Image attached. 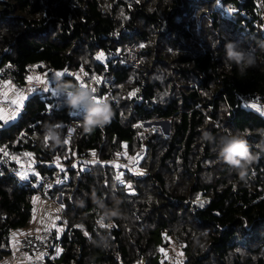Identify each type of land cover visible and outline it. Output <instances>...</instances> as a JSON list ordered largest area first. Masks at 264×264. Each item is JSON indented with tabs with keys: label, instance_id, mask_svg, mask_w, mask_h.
I'll return each mask as SVG.
<instances>
[{
	"label": "trees",
	"instance_id": "16d2710c",
	"mask_svg": "<svg viewBox=\"0 0 264 264\" xmlns=\"http://www.w3.org/2000/svg\"><path fill=\"white\" fill-rule=\"evenodd\" d=\"M262 16L256 0H0V65L16 64L24 83L34 66L63 70L60 81L100 96L109 87L115 99L109 122L80 124L67 143L73 110L51 92L29 94L15 120H0L16 173L53 176L50 163L64 157L67 179L50 192L61 193L67 220L58 261L164 264L173 237L179 264H264V115L241 100L264 96ZM230 40L255 58L243 74L225 62ZM130 42L138 69L125 58ZM151 120L169 121L167 133L143 127ZM47 124L61 126L60 144ZM236 133L253 157L244 179L218 156L220 138ZM120 149L142 151L145 172L74 166V154L108 161ZM31 181L0 166V259L31 218Z\"/></svg>",
	"mask_w": 264,
	"mask_h": 264
},
{
	"label": "built area",
	"instance_id": "2783aa9c",
	"mask_svg": "<svg viewBox=\"0 0 264 264\" xmlns=\"http://www.w3.org/2000/svg\"><path fill=\"white\" fill-rule=\"evenodd\" d=\"M258 9L262 12L264 9V1L256 0ZM244 13V10H241ZM263 25L264 17L262 16ZM125 58L128 63V66L131 69H138L140 66V56L139 49L135 42H130L125 47ZM25 75V74H24ZM21 76L19 75V68L16 64L11 62H6L0 65V91L3 89L5 83L13 85L19 91H26L28 86L22 82ZM26 79V76L24 77ZM105 102L110 105V108L115 99L112 96V91L109 87L105 91ZM242 102L245 105L256 106L258 108H264V96H258L256 94H247L241 98ZM73 115L68 119L66 132L64 135V141L69 142L70 136L73 134L74 130L80 124H83V115L80 113H72ZM123 149V148H122ZM118 150L119 154H126L125 150ZM84 156V155H83ZM87 157H90V154H86ZM83 158V157H81ZM84 159V158H83ZM0 166L7 170L8 173L15 175L18 179L21 180V177L16 173L10 163V158L7 151V144L3 143L0 145ZM67 179V174L65 171H59L55 176H50L48 174L38 175L37 183L32 185L34 188V196L42 197L44 199H50L47 196V193L59 183H63ZM55 201H59L60 207H62V198L61 194H57L54 198ZM51 200V199H50ZM59 220L62 226V232L59 234L56 233L55 228L51 229H42L36 232L26 233L18 239L16 249L18 252H30V253H39L43 254L44 258L50 264H68L65 262L58 261L61 255V249L57 248V245L62 241V236L66 230V217L61 212L59 214Z\"/></svg>",
	"mask_w": 264,
	"mask_h": 264
},
{
	"label": "clouds",
	"instance_id": "9594fccd",
	"mask_svg": "<svg viewBox=\"0 0 264 264\" xmlns=\"http://www.w3.org/2000/svg\"><path fill=\"white\" fill-rule=\"evenodd\" d=\"M224 59L229 65L234 64L241 74L256 63L251 51L242 49L238 42L231 40L225 44ZM55 89L65 97V104L70 110L83 111V125L86 131L102 127L109 122L112 115L110 105L105 101L97 103L89 89L59 80ZM45 135L56 144L61 143V133L56 124H47ZM218 156L230 169L237 171L241 179L245 178L247 167L253 159L248 142L240 133L220 138Z\"/></svg>",
	"mask_w": 264,
	"mask_h": 264
},
{
	"label": "crops",
	"instance_id": "0c3cea01",
	"mask_svg": "<svg viewBox=\"0 0 264 264\" xmlns=\"http://www.w3.org/2000/svg\"><path fill=\"white\" fill-rule=\"evenodd\" d=\"M36 67V66H35ZM56 73H60L57 70L54 71H50V72H40V71H35L34 73V77L39 79L40 76H42L41 74H46V79L44 80V82L47 83H30L28 84V93L30 95L34 94V92L38 91L41 89V93L42 94H46L48 92H51V94L55 95L53 92H56L55 86H53V83H56L57 80L60 81L61 76H57ZM33 78V77H32ZM47 87L48 91H44L43 89ZM8 88V87H7ZM5 88V89H7ZM38 90H33V89H37ZM2 91H0L1 93ZM12 94V92L9 91V95ZM99 97L100 99H104L105 101V94L100 96L97 94H94ZM29 97V96H28ZM26 97V98H28ZM20 102V100H19ZM18 101L14 104L16 106L20 105ZM6 101H4L3 103H0V107L2 105H5ZM13 105V106H14ZM7 106H10V103H7ZM12 106V107H13ZM21 107V108H20ZM20 110L23 107V104L20 105ZM254 108H256L257 110H259L260 113H262L264 115V108H258L256 106H252ZM6 109H3L2 111L4 112ZM20 110H18L17 113H13V115H11L10 113L5 115V121L8 120H15L17 115L19 114ZM73 113H75V110L72 111ZM80 114H84L82 110H79ZM9 117H13V118H9ZM125 144H122V147H124ZM90 156H94L93 152L89 153ZM128 156V155H127ZM75 162H74V166L75 164H77L78 162H80L81 160H79V158H75ZM91 162V161H89ZM100 162V160H99ZM51 166H56L58 167V169L56 170V172H54L55 176L59 171H64V163H57L52 161ZM31 171V170H30ZM17 173L19 174V172L17 171ZM20 175V174H19ZM31 177L29 179H33L32 184L35 185L37 183V178H38V173L37 172H33L30 174ZM22 179V177H21ZM51 190L47 193V196L51 199H44L42 197H35L33 195L32 198V214H31V218L29 220V223L24 226V227H20V228H16L14 229L9 236V250L10 252L3 258L0 259V264H50L45 258L43 254H39V253H30V252H18L16 249V245L18 242V239L20 238V236L29 233V232H36L42 229H51V228H55V231L57 234H59L60 232H62V226L59 220V214L62 212V207H60L59 205V201H55V197L57 194H61V193H56L55 195H51L50 194ZM62 242V241H61ZM61 242L59 243V245H57V248L60 250L61 249V253H62V245ZM61 256V255H60ZM60 258V257H59Z\"/></svg>",
	"mask_w": 264,
	"mask_h": 264
},
{
	"label": "rangeland",
	"instance_id": "374dc122",
	"mask_svg": "<svg viewBox=\"0 0 264 264\" xmlns=\"http://www.w3.org/2000/svg\"><path fill=\"white\" fill-rule=\"evenodd\" d=\"M35 71H37V70L35 69V66H34L32 68V71L26 76V83L25 84L27 86L30 83H34V82L39 83V82H42L46 79V76H45L46 74H41L42 76H40L39 79L35 78L34 77ZM57 71L60 73L64 72L63 70H57ZM78 77H79V79L81 78L80 76H78ZM81 84H84V83H79V85H81ZM52 85L55 86L56 83H53ZM84 85H86L85 88L89 89L90 92L92 93V95H94L93 92L91 91V89H93V86L88 85V84H84ZM5 88H7V89H5ZM28 90H29V88H27L26 91H19L13 85H10L9 83H5L3 89L1 90L2 92L0 93V103H3L4 101H6L5 105H2L0 107V110L6 109L3 112V114L7 115L10 113L11 115H13V113H17L18 110H20V108H21L20 105H22V104L24 105V103L27 99L26 97L29 96ZM35 90H38V88ZM9 91L12 92V94L9 95ZM34 93H39L40 95H42L41 89L34 92ZM53 93H55L56 96L64 97L62 94H58L57 91L53 92ZM94 96H96V95H94ZM97 97H99V96H97ZM19 100H20V102H19ZM17 101L20 103V105H18V106L14 105ZM7 103H10V106H7ZM75 112L79 113V110H75ZM148 122H151V123H148ZM142 125H143V127H146V128L149 126H152V128H155L159 131H163V133H167V131L169 129V124H167V122H165L163 120H151V121H147V123H142ZM65 143H67V142H65ZM73 154H74V152H73ZM127 155L128 154H125L124 152H123V154H119V151H116V155H115V157H113V159L108 160V161L100 160V162H99V159L97 157H95V156L87 157L86 154H84V156H83L84 159L79 158V156H77L76 154L73 155L74 156L73 158L74 159L79 158V160H81V161H85L87 163H93V164L94 163H103V164L109 163L110 165H112L114 167L116 173L119 176L123 175L125 173V171H128L130 173L134 172L135 174H143L145 172V168L143 166L142 167L140 166V165H142L141 164L142 163V151H141V153L136 152L132 155H128V156ZM62 159H64V157L63 158L55 157L53 159V161L57 162V163L58 162L62 163ZM89 161H91V162H89ZM18 172L20 174V177H25V179H29L31 177L30 174L33 172V169L31 168V166H29V167L19 166ZM162 252H163V255L161 256V261L164 264H179L180 262H182L184 260L183 251L179 247L178 242L173 237L170 238V244L168 246H166L165 248H162Z\"/></svg>",
	"mask_w": 264,
	"mask_h": 264
},
{
	"label": "snow or ice",
	"instance_id": "6c2138e0",
	"mask_svg": "<svg viewBox=\"0 0 264 264\" xmlns=\"http://www.w3.org/2000/svg\"><path fill=\"white\" fill-rule=\"evenodd\" d=\"M56 75L57 76H63L64 75V73H56ZM77 79H79V77H77ZM42 83H47V82H44V81H42ZM81 87H86V85H84V84H81L80 85ZM33 90H35V89H33ZM44 91H48V89H47V87H45L44 89H43ZM96 91V89L95 88H93L92 89V92L94 93ZM55 94V93H54ZM93 99L97 102V103H102V102H104V99H99V98H97L96 96H94L93 95ZM106 99V98H105ZM6 117H5V115L3 114V111L2 110H0V120H4ZM9 118H13V117H9ZM58 127H61L60 125H57ZM47 139V138H46ZM65 142H67V141H65ZM22 178H25V177H22ZM129 187H131L130 185H129Z\"/></svg>",
	"mask_w": 264,
	"mask_h": 264
},
{
	"label": "water",
	"instance_id": "95a60500",
	"mask_svg": "<svg viewBox=\"0 0 264 264\" xmlns=\"http://www.w3.org/2000/svg\"><path fill=\"white\" fill-rule=\"evenodd\" d=\"M163 121H165V122H167V124H169V121H167V120H163ZM148 123H151V122H148Z\"/></svg>",
	"mask_w": 264,
	"mask_h": 264
}]
</instances>
